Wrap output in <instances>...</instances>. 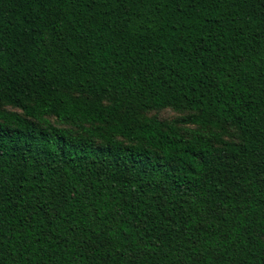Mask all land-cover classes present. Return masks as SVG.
<instances>
[{"label": "trees", "instance_id": "obj_1", "mask_svg": "<svg viewBox=\"0 0 264 264\" xmlns=\"http://www.w3.org/2000/svg\"><path fill=\"white\" fill-rule=\"evenodd\" d=\"M0 264H264V0H0Z\"/></svg>", "mask_w": 264, "mask_h": 264}, {"label": "rangeland", "instance_id": "obj_2", "mask_svg": "<svg viewBox=\"0 0 264 264\" xmlns=\"http://www.w3.org/2000/svg\"><path fill=\"white\" fill-rule=\"evenodd\" d=\"M162 118H171L177 115V113L171 109H164L158 113Z\"/></svg>", "mask_w": 264, "mask_h": 264}]
</instances>
